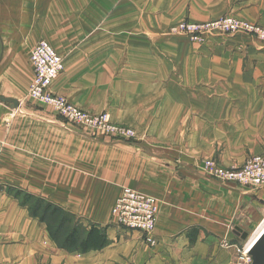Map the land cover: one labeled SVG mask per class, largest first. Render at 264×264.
Instances as JSON below:
<instances>
[{
    "label": "crops",
    "instance_id": "1",
    "mask_svg": "<svg viewBox=\"0 0 264 264\" xmlns=\"http://www.w3.org/2000/svg\"><path fill=\"white\" fill-rule=\"evenodd\" d=\"M254 6L263 21L264 0ZM54 11L55 0H0V96L20 102L19 110L0 102V264H236L237 248L264 227V187L217 181L200 163L240 166L263 151L264 50L184 53L151 36L150 22L140 35L135 22L118 18L95 20L111 33L78 34L66 49L64 21V67L111 79L105 95L86 94L83 107L136 132L127 141L101 139L53 113L24 109L33 77L27 52L61 30ZM2 154L20 156L15 170L4 168ZM124 186L157 198L155 247L113 222L111 207ZM9 187L45 198L78 226L105 227L111 243L86 253L57 246Z\"/></svg>",
    "mask_w": 264,
    "mask_h": 264
},
{
    "label": "rangeland",
    "instance_id": "2",
    "mask_svg": "<svg viewBox=\"0 0 264 264\" xmlns=\"http://www.w3.org/2000/svg\"><path fill=\"white\" fill-rule=\"evenodd\" d=\"M65 1L66 0H55V24L56 26L60 25L61 30L59 31L56 28L54 35H49L48 38L41 39L51 45L54 51L60 55L63 62V68L51 83L50 91L59 97L65 98L70 104L86 111L89 114L104 116L106 121L112 126L123 127L133 131V136L122 138L108 134L107 132L106 134L104 133L105 131L101 133L97 130L94 131L84 128L92 135H98L101 139L108 137L115 141H127L136 137V132L130 126L112 122L110 115L106 111L95 113V111L92 112V109H85V107H83L86 103V94L92 97L95 90H98L97 93L99 95H105L104 91L110 87L111 79H109L110 76L108 75L98 76L86 73L79 74V68L71 70L64 67V43L62 31L64 21L67 24H70V32L67 33V36H70V44L68 42L66 43V49H69V46L72 47L77 44L78 34L111 33L112 28L110 27H105L104 25L95 27V20H102L103 24L108 19L118 18L120 20H131L135 22V27L133 28L135 31L133 34L140 35H142L141 25L143 22H150L151 36L158 34V36L166 38L165 40H167L168 49L182 50L184 53L200 50H264V40L257 34L242 29H235L233 31L226 30L225 28L216 25L222 19L231 17L237 20L256 24L264 28V20L260 21L259 19H255L254 0H67L69 3L66 4ZM59 3L61 6L58 5ZM126 6L128 9H126ZM116 7L125 8L117 11L115 9ZM63 17L66 19L64 20ZM69 20L70 22H68ZM182 24L184 25L183 27L180 26ZM187 24L194 25L196 28H187ZM119 29V33H121V30H126L127 28L120 27ZM160 44L161 43L158 38L154 39L151 43L152 51L157 50ZM31 50L27 52L28 62ZM83 70L85 71L86 69L83 68ZM0 90H2V84H0ZM22 100L25 103L24 109L26 110L41 109L44 113H53L59 119L69 121L63 116H60L59 113L50 105L41 103L30 97L28 95V90L26 92V97ZM69 122L77 127H81L71 121ZM3 146L5 145L3 144ZM19 157L20 156L13 154H2V160L7 162V166H4V168L9 170L10 167H13L12 169L15 170L16 167L14 166L16 165ZM204 160L214 159L207 158ZM15 161L16 163H14ZM214 161L216 162V160ZM218 165L222 166L220 164ZM8 190L9 188H7V191ZM23 198L24 194H21L20 199ZM155 199L158 205V200L157 198ZM44 200L46 201L45 198ZM45 201L39 203L37 199H31L29 200V207H27V209L28 211L30 210V212L32 211L33 213H36L40 219H45V221L49 220L50 224L54 227L52 228L54 232V240H52L58 246L61 245L66 230L58 228L55 229V221L61 218V213L55 212V214H53L54 216L47 215L45 211L47 201ZM74 224H78V221H74ZM118 227L124 232L133 231L137 233L136 239H141L144 245L149 248L155 247L157 244L153 233L152 238L154 243H147L145 242L144 235L141 232L127 229L122 226ZM244 247L245 246L237 248L236 257H238V259L236 264H243L242 251Z\"/></svg>",
    "mask_w": 264,
    "mask_h": 264
},
{
    "label": "built area",
    "instance_id": "3",
    "mask_svg": "<svg viewBox=\"0 0 264 264\" xmlns=\"http://www.w3.org/2000/svg\"><path fill=\"white\" fill-rule=\"evenodd\" d=\"M216 25L231 31L242 29L253 32L264 40V28L247 21L227 17ZM186 26L196 28L190 24ZM29 62L33 69V78L28 86L30 97L50 105L60 116L81 127L101 133L105 131L104 133L122 138L133 136V131L130 129L112 126L104 116L89 114L50 91L51 83L63 68V62L48 42L41 40L35 44L30 51ZM200 169L209 177L223 183H236L261 189L264 187V149L258 154L249 156L241 166L225 168L219 166L214 160H203L200 163ZM157 215L158 205L155 197L128 186L121 188L111 207L113 222L118 226L141 232L147 243H154L152 233L156 226ZM249 247L250 245H247L243 248V264L251 263L248 255Z\"/></svg>",
    "mask_w": 264,
    "mask_h": 264
},
{
    "label": "trees",
    "instance_id": "4",
    "mask_svg": "<svg viewBox=\"0 0 264 264\" xmlns=\"http://www.w3.org/2000/svg\"><path fill=\"white\" fill-rule=\"evenodd\" d=\"M8 194L12 195L14 198L18 199L19 203L22 206L29 207V200L31 199H37L39 203H42L45 201L44 199L37 197L33 194H30L22 189L15 188V187H9V190L7 191ZM24 194V198L20 199V195ZM46 202V201H45ZM40 206V205H39ZM45 211L47 215L54 216L53 214L61 213V218L59 220H56L55 229H65L66 232L64 233L63 240L61 245H58L59 247H63L67 251L70 252H79V253H86L89 251L94 250H100L106 246H108L111 241L108 239L106 234V228L105 227H97L94 225H91L88 229L84 228L82 226H78L74 224V218L71 214L64 212L60 207L53 205L49 202H46ZM29 213L32 216L38 217V219L46 224L48 233L50 234L51 238H53V229L54 228L49 220L40 219V217L33 213L32 211ZM67 225V226H66ZM194 233V236L190 235V243L194 241L196 231H192Z\"/></svg>",
    "mask_w": 264,
    "mask_h": 264
},
{
    "label": "water",
    "instance_id": "5",
    "mask_svg": "<svg viewBox=\"0 0 264 264\" xmlns=\"http://www.w3.org/2000/svg\"><path fill=\"white\" fill-rule=\"evenodd\" d=\"M0 102L6 104L12 110L20 109V102L17 99L0 96ZM233 232L241 238L247 236V233L237 226L233 228ZM248 255L251 258L250 264H264V228L250 245Z\"/></svg>",
    "mask_w": 264,
    "mask_h": 264
},
{
    "label": "bare ground",
    "instance_id": "6",
    "mask_svg": "<svg viewBox=\"0 0 264 264\" xmlns=\"http://www.w3.org/2000/svg\"><path fill=\"white\" fill-rule=\"evenodd\" d=\"M263 228H264V227H263ZM263 228H262V229H263ZM262 229H261V230H262ZM261 230H260V231H261ZM258 234H259V233H258ZM258 234L256 235V237L258 236ZM256 237H255V238H256ZM255 238L253 239V241L255 240ZM253 241L251 242V244L253 243ZM251 244H250V245H251ZM247 248H248V247H247Z\"/></svg>",
    "mask_w": 264,
    "mask_h": 264
}]
</instances>
